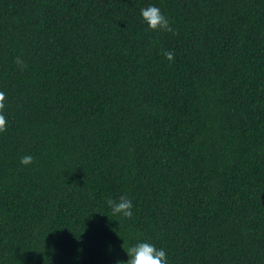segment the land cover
Listing matches in <instances>:
<instances>
[{"label": "trees", "instance_id": "trees-1", "mask_svg": "<svg viewBox=\"0 0 264 264\" xmlns=\"http://www.w3.org/2000/svg\"><path fill=\"white\" fill-rule=\"evenodd\" d=\"M0 91V264H264V0H0Z\"/></svg>", "mask_w": 264, "mask_h": 264}, {"label": "clouds", "instance_id": "clouds-1", "mask_svg": "<svg viewBox=\"0 0 264 264\" xmlns=\"http://www.w3.org/2000/svg\"><path fill=\"white\" fill-rule=\"evenodd\" d=\"M142 20L148 28L153 31H173L170 19L162 10L154 4L148 5L140 10ZM163 55L169 61L174 59L172 51H165ZM17 63H22L17 58ZM6 93L0 91V132L6 130L7 120L4 115ZM33 161L31 155H24L20 158V163L27 166ZM107 207L111 213L117 217L131 218L134 214L133 201L122 194L118 198H108ZM118 220V219H117ZM119 221V220H118ZM128 255L126 261L118 260L116 264H169V257L165 249L158 248L155 244L148 241H139L125 249Z\"/></svg>", "mask_w": 264, "mask_h": 264}]
</instances>
